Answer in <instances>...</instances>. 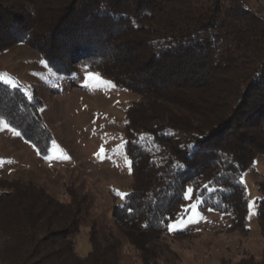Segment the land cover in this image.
Instances as JSON below:
<instances>
[{
	"label": "trees",
	"instance_id": "1",
	"mask_svg": "<svg viewBox=\"0 0 264 264\" xmlns=\"http://www.w3.org/2000/svg\"><path fill=\"white\" fill-rule=\"evenodd\" d=\"M18 44L57 75L86 68L140 98L123 126L130 188L113 209L140 264L157 262V240L184 235L169 223L188 188L199 211L229 217L219 231L248 233L242 177L264 156V18L241 0H0V52ZM41 106L0 80V131L45 157L54 138ZM256 186L264 240V181ZM85 207L72 188L61 202L32 182L0 180V264H120L121 241L96 223L90 252L76 253Z\"/></svg>",
	"mask_w": 264,
	"mask_h": 264
},
{
	"label": "rangeland",
	"instance_id": "2",
	"mask_svg": "<svg viewBox=\"0 0 264 264\" xmlns=\"http://www.w3.org/2000/svg\"><path fill=\"white\" fill-rule=\"evenodd\" d=\"M241 1L264 18V0ZM0 80L41 101L40 114L54 138L48 155L42 157L4 125L0 131V180L32 182L61 202L68 201V188L76 190L86 198L85 217L74 240L76 253L85 257L90 252L89 231L96 223L100 234L111 233L121 241L120 264H140L113 215L131 183L123 151L125 112L140 98L86 68L69 76L57 75L24 44L0 52ZM242 181L248 233L219 231L229 217L199 211V201L191 197L188 188L186 211L169 223L170 234L182 231L184 235L157 240L162 254L155 264H220L222 259L237 264L250 256L254 264H261L264 240L257 223L260 194L256 184L264 181V156L245 171Z\"/></svg>",
	"mask_w": 264,
	"mask_h": 264
},
{
	"label": "snow or ice",
	"instance_id": "3",
	"mask_svg": "<svg viewBox=\"0 0 264 264\" xmlns=\"http://www.w3.org/2000/svg\"><path fill=\"white\" fill-rule=\"evenodd\" d=\"M100 151H105V149L102 147L101 149H100ZM189 191H192V190H189ZM185 211H186V209H185Z\"/></svg>",
	"mask_w": 264,
	"mask_h": 264
}]
</instances>
